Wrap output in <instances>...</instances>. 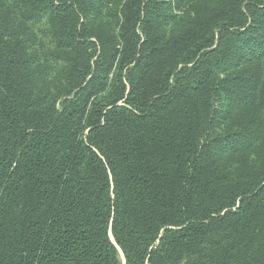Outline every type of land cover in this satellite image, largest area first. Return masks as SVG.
Returning <instances> with one entry per match:
<instances>
[{
    "label": "trees",
    "instance_id": "1",
    "mask_svg": "<svg viewBox=\"0 0 264 264\" xmlns=\"http://www.w3.org/2000/svg\"><path fill=\"white\" fill-rule=\"evenodd\" d=\"M262 138L264 0H0V264H264Z\"/></svg>",
    "mask_w": 264,
    "mask_h": 264
},
{
    "label": "rangeland",
    "instance_id": "2",
    "mask_svg": "<svg viewBox=\"0 0 264 264\" xmlns=\"http://www.w3.org/2000/svg\"><path fill=\"white\" fill-rule=\"evenodd\" d=\"M37 37V44L48 43L46 42V39L42 36L40 31L38 32ZM210 102L211 104L205 113V135L203 136L202 141L200 143V149L207 152L210 151L211 159L215 160L216 158H219V153L222 152L220 150V141H222V138L224 137V132L229 124V118L227 117V113H230V111H237L239 107L235 102L230 100L228 101L222 91L214 94L210 98ZM229 113L228 115H230ZM261 142V146H263V138ZM257 147L258 146H256V144H254L252 147L250 146V148L244 150V152H247L242 153V155L239 157L240 160H237L249 162H256L258 160L260 161V158L264 156V146L262 147V150L256 149ZM222 153L224 154L222 156L223 161L218 160V163H220L224 167L229 168L230 163L234 162V158L228 155L227 151L226 153L225 151Z\"/></svg>",
    "mask_w": 264,
    "mask_h": 264
}]
</instances>
